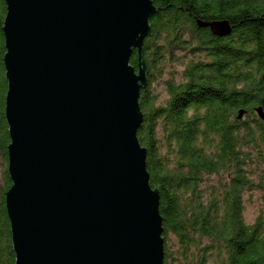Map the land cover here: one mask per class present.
<instances>
[{
	"label": "water",
	"instance_id": "obj_1",
	"mask_svg": "<svg viewBox=\"0 0 264 264\" xmlns=\"http://www.w3.org/2000/svg\"><path fill=\"white\" fill-rule=\"evenodd\" d=\"M3 2L12 264H162L158 191L136 138L147 85L140 51L157 8L151 0ZM195 24L230 33L226 20ZM255 113L264 123L261 107Z\"/></svg>",
	"mask_w": 264,
	"mask_h": 264
},
{
	"label": "trees",
	"instance_id": "obj_2",
	"mask_svg": "<svg viewBox=\"0 0 264 264\" xmlns=\"http://www.w3.org/2000/svg\"><path fill=\"white\" fill-rule=\"evenodd\" d=\"M140 58L147 85L139 91L136 130L145 148L148 184L158 191L162 264H264V213L243 221L244 196L264 192V0H151ZM5 5L0 0V155L6 163L3 116ZM226 20L230 33L213 35L196 22ZM129 64L135 69L136 53ZM167 64L165 99L149 89ZM239 109L244 111L236 119ZM214 178L216 180H214ZM0 191V264H12L4 191ZM264 198V196H263Z\"/></svg>",
	"mask_w": 264,
	"mask_h": 264
},
{
	"label": "rangeland",
	"instance_id": "obj_3",
	"mask_svg": "<svg viewBox=\"0 0 264 264\" xmlns=\"http://www.w3.org/2000/svg\"><path fill=\"white\" fill-rule=\"evenodd\" d=\"M167 66L168 69L166 67L164 69L162 68L159 74L153 71L149 85V89L151 90L152 94H154V96L157 98V101L160 102L165 99L163 81L166 80L168 70L175 69L178 71V66H174L173 64H167ZM4 165H6V163L4 164L0 155V191L2 190V171ZM259 169H264V167L258 165L256 166V169H254V172L258 173ZM214 180L216 179L214 178ZM263 196L264 192L259 193L258 191H253L252 193L244 196L242 217L246 224H250L258 214L264 213Z\"/></svg>",
	"mask_w": 264,
	"mask_h": 264
},
{
	"label": "flooded vegetation",
	"instance_id": "obj_4",
	"mask_svg": "<svg viewBox=\"0 0 264 264\" xmlns=\"http://www.w3.org/2000/svg\"><path fill=\"white\" fill-rule=\"evenodd\" d=\"M5 122V121H4Z\"/></svg>",
	"mask_w": 264,
	"mask_h": 264
}]
</instances>
